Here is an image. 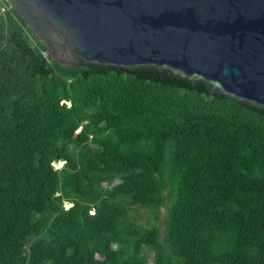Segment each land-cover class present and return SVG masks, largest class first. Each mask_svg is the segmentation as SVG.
<instances>
[{
    "label": "trees",
    "instance_id": "trees-1",
    "mask_svg": "<svg viewBox=\"0 0 264 264\" xmlns=\"http://www.w3.org/2000/svg\"><path fill=\"white\" fill-rule=\"evenodd\" d=\"M44 52L0 12V264H264L263 112Z\"/></svg>",
    "mask_w": 264,
    "mask_h": 264
},
{
    "label": "water",
    "instance_id": "water-1",
    "mask_svg": "<svg viewBox=\"0 0 264 264\" xmlns=\"http://www.w3.org/2000/svg\"><path fill=\"white\" fill-rule=\"evenodd\" d=\"M62 66L118 69L264 113V0H6Z\"/></svg>",
    "mask_w": 264,
    "mask_h": 264
},
{
    "label": "rangeland",
    "instance_id": "rangeland-1",
    "mask_svg": "<svg viewBox=\"0 0 264 264\" xmlns=\"http://www.w3.org/2000/svg\"><path fill=\"white\" fill-rule=\"evenodd\" d=\"M58 165V163H55ZM166 204L167 200L163 202L158 211L152 215L149 211H146L142 208H137V215L139 220L143 223H147L149 225H154L158 229L159 236H162L164 232L165 220H166Z\"/></svg>",
    "mask_w": 264,
    "mask_h": 264
},
{
    "label": "built area",
    "instance_id": "built-area-1",
    "mask_svg": "<svg viewBox=\"0 0 264 264\" xmlns=\"http://www.w3.org/2000/svg\"><path fill=\"white\" fill-rule=\"evenodd\" d=\"M11 5L6 0H0V12L8 11ZM45 55V52H44ZM60 162H58L59 164Z\"/></svg>",
    "mask_w": 264,
    "mask_h": 264
}]
</instances>
